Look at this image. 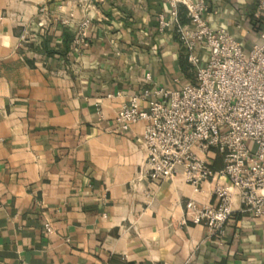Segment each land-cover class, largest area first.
I'll use <instances>...</instances> for the list:
<instances>
[{
    "label": "crops",
    "instance_id": "1",
    "mask_svg": "<svg viewBox=\"0 0 264 264\" xmlns=\"http://www.w3.org/2000/svg\"><path fill=\"white\" fill-rule=\"evenodd\" d=\"M206 1L213 27L245 49L260 41L258 0ZM169 10L165 0H0V264H264V213L236 205L219 243L187 208L216 205L213 183L195 189L180 171L149 180L146 121L116 123L143 89L195 81L176 31L159 30ZM70 13L91 20L81 49L74 22H61Z\"/></svg>",
    "mask_w": 264,
    "mask_h": 264
},
{
    "label": "built area",
    "instance_id": "2",
    "mask_svg": "<svg viewBox=\"0 0 264 264\" xmlns=\"http://www.w3.org/2000/svg\"><path fill=\"white\" fill-rule=\"evenodd\" d=\"M165 1L170 10L158 14L159 30L176 31L195 81L145 88L118 108L115 120L122 130L146 121L140 145L149 180H169L180 171L195 189L204 180L213 183L216 205L197 207L191 200L187 208L221 243L236 205L254 216L264 213V0L253 13L260 41L248 49L227 28L209 23L206 0ZM61 22H74L77 48L88 45V16L70 13ZM215 155L224 164L212 171ZM45 229L53 231L49 222Z\"/></svg>",
    "mask_w": 264,
    "mask_h": 264
},
{
    "label": "trees",
    "instance_id": "3",
    "mask_svg": "<svg viewBox=\"0 0 264 264\" xmlns=\"http://www.w3.org/2000/svg\"><path fill=\"white\" fill-rule=\"evenodd\" d=\"M210 168H211L212 171H214V165H213V163L210 165Z\"/></svg>",
    "mask_w": 264,
    "mask_h": 264
}]
</instances>
